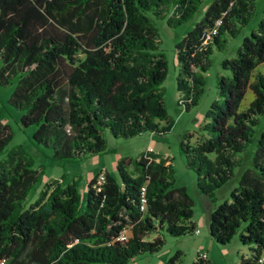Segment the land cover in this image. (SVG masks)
<instances>
[{"label":"trees","instance_id":"obj_1","mask_svg":"<svg viewBox=\"0 0 264 264\" xmlns=\"http://www.w3.org/2000/svg\"><path fill=\"white\" fill-rule=\"evenodd\" d=\"M200 1L0 0V85L13 80L8 104L22 111L23 126L34 125L32 142L51 147L50 159L69 161L104 152V129L113 138L168 131L160 91L166 61L153 19L175 27ZM250 10L251 0H211L174 44L177 103L184 110L201 92L198 71L205 69L207 54L221 46L224 32L234 34L232 19L242 25ZM217 19L216 34L202 45L203 32ZM262 62L264 10L235 55L222 59L228 75L216 77L201 132L192 142V133L183 134L178 144L198 193L213 206L209 236L224 244L236 234L247 248L238 264H264L257 261L264 254V134L252 139L256 116L264 110V75L250 79ZM246 89L253 98L239 111ZM10 135L0 122V153ZM252 140L250 166L239 170L236 185L216 204L214 192L232 176L239 165L236 154ZM98 172L86 179L82 196L74 181L51 179L26 204L40 171L21 147L9 149L0 158L3 264H126L136 254L158 251L160 232L180 236L195 228L192 201L184 186H174L168 157L151 151L121 157L115 174L103 172L104 181L97 184ZM124 226L129 235L118 240ZM179 256L176 250L159 264H175ZM191 264L213 263L195 253Z\"/></svg>","mask_w":264,"mask_h":264},{"label":"rangeland","instance_id":"obj_2","mask_svg":"<svg viewBox=\"0 0 264 264\" xmlns=\"http://www.w3.org/2000/svg\"><path fill=\"white\" fill-rule=\"evenodd\" d=\"M209 1L211 0H201L193 15L175 27L167 26L163 19H153L156 27L158 50L163 54L166 61V69L160 85V91L166 116L170 121L168 131L153 135L154 138L151 139L148 138L147 134L113 138L106 129L102 131L105 139H113L106 144V150L98 155V159L107 165V169L113 175L115 174L113 161L117 155L134 158L139 151H143L148 143L160 156L168 157L171 162L173 184L174 186L185 187L186 193L192 201L191 218L196 221L197 229H199V233L195 234L192 231L180 236H172L160 232L163 237V244L158 251L136 254L126 264H159L176 250L180 251V256L175 264H191L197 250L205 251L213 264H238L239 255L248 253L245 246L239 245L236 234L224 244L215 242L209 236L207 207L210 202L206 196L198 193L195 187L194 173L185 167L184 158L179 152L178 144L183 134L192 133L193 137L190 138V142H192L194 137L201 132L200 125L204 120V112L215 98L216 77L218 75H228V71L222 69L221 61L224 58L233 57L241 39L255 29L264 10V0H251V10L244 24L239 25L235 19H232L233 27L235 28L234 34L230 35L224 32L219 38L221 46L211 49L207 54L205 69L198 71L202 79L201 92L196 103L184 110L177 103L178 94L174 82L177 64L174 55V44L201 17L205 4ZM256 74L264 75V62L252 69L250 79ZM13 85V80L6 85H0V122L6 124L11 134L10 139L0 153V158H3L9 149L19 146L23 149L25 155L31 159L32 167L40 171L36 182L27 191L25 203L32 202L36 198L38 191L43 188L44 183L51 179L63 180L64 183L74 181L82 196L85 181L88 177L87 173L95 163L90 162L86 157L87 155L69 161H55L50 159L51 147L34 144L31 140L34 125L23 126L20 123L22 111L8 104V97ZM252 98L251 90L246 89L239 102L238 110H244ZM256 120L252 131V139L259 133L264 134V110L256 116ZM254 147L255 143L252 140L243 151L236 154V158L239 159V165L232 168V176L214 192L216 204L225 199L230 189L236 185L239 170L250 166L249 161ZM81 201L82 208L83 199ZM202 219L204 220L203 223Z\"/></svg>","mask_w":264,"mask_h":264},{"label":"built area","instance_id":"obj_3","mask_svg":"<svg viewBox=\"0 0 264 264\" xmlns=\"http://www.w3.org/2000/svg\"><path fill=\"white\" fill-rule=\"evenodd\" d=\"M220 23V19H217L215 20L214 22V26L211 27V28H208L206 29L204 32H203V39H202V42L201 44L202 45H205L208 43V41L210 40V38L216 34V28L217 26L219 25ZM147 151H150V148L147 149ZM104 181V173L103 171H99L97 173V176H96V183H101ZM139 209L141 211H144L145 210V196H144V187L142 186L140 188V197H139ZM193 233H198V229L197 228H194L193 229ZM129 235V228L128 226H124L120 231H119V234L117 236V239L118 240H126V238L128 237ZM196 253L202 257V258H205L206 257V252L205 251H202V250H197ZM258 262H264V254H261L257 260ZM0 264H3V261L0 260Z\"/></svg>","mask_w":264,"mask_h":264},{"label":"crops","instance_id":"obj_4","mask_svg":"<svg viewBox=\"0 0 264 264\" xmlns=\"http://www.w3.org/2000/svg\"><path fill=\"white\" fill-rule=\"evenodd\" d=\"M207 4H205V6H206ZM205 8V7H204ZM203 122H204V120H203ZM202 122V123H203ZM145 134H147L148 135V138H154V136L152 135V134H150V133H141V134H139L140 136H142V135H145ZM112 139L113 138H106L105 140H106V144L109 142V141H112ZM148 148H150V151H151V153L152 154H154V155H156V156H160V154L157 152V151H155L154 150V148L148 143V144H146L145 145V147H144V149H143V151H139V153L138 154H140V153H143V152H145ZM101 153H103V152H101ZM98 155H100V153H98V154H92V155H87L86 157H87V159L90 161V162H93V163H95V165L90 169V171H88V177H87V179L88 178H90L94 173H96L97 171H103V172H107V173H110V171L107 169V165L105 164V163H103V161H100L98 158ZM122 156H119V155H117L116 157H115V159H114V166H115V164H116V161L119 159V158H121ZM126 157V156H125ZM126 158H131V157H126ZM155 160H157V157L155 158ZM213 206L211 205V204H208V207H207V212L209 213V211L211 210V208H212ZM191 221H193L194 222V224H195V228H197V225H196V221H194L192 218H191ZM204 222V220L202 219V223ZM198 233H199V229H198ZM155 234L153 233V234H150L149 235V237H147L148 239H151L153 236H154ZM238 241V240H237ZM238 252H241V251H238ZM248 254V253H247ZM247 254H245V255H243V256H247ZM206 258L210 261V259H209V257H208V255H206ZM211 262V261H210Z\"/></svg>","mask_w":264,"mask_h":264}]
</instances>
